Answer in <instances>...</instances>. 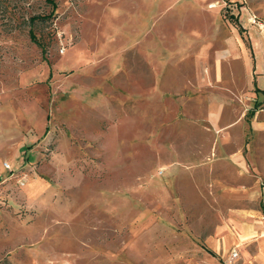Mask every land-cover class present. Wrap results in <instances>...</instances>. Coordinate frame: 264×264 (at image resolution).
Returning a JSON list of instances; mask_svg holds the SVG:
<instances>
[{
    "label": "rangeland",
    "instance_id": "374dc122",
    "mask_svg": "<svg viewBox=\"0 0 264 264\" xmlns=\"http://www.w3.org/2000/svg\"><path fill=\"white\" fill-rule=\"evenodd\" d=\"M54 1L0 0V264H254L264 0Z\"/></svg>",
    "mask_w": 264,
    "mask_h": 264
},
{
    "label": "crops",
    "instance_id": "0c3cea01",
    "mask_svg": "<svg viewBox=\"0 0 264 264\" xmlns=\"http://www.w3.org/2000/svg\"><path fill=\"white\" fill-rule=\"evenodd\" d=\"M255 14V13H254ZM256 15V14H255ZM252 45L250 48L252 58V74L254 77V113L256 106L264 107V28L260 29L254 23L251 32ZM261 215L264 216V202L261 205ZM254 264H264V218L254 224ZM231 257V255H229ZM232 258V257H231Z\"/></svg>",
    "mask_w": 264,
    "mask_h": 264
},
{
    "label": "trees",
    "instance_id": "16d2710c",
    "mask_svg": "<svg viewBox=\"0 0 264 264\" xmlns=\"http://www.w3.org/2000/svg\"><path fill=\"white\" fill-rule=\"evenodd\" d=\"M46 2L51 5V8H52L51 11L48 14H46V15L37 14V15L31 16L30 17V23H33L36 20L37 21L47 20V19H50L53 16V12H54V8H55V1L54 0H46ZM29 33H30L31 39L33 41H35L37 43V45H39L41 47L42 51H45L44 45L41 43V41L36 39V37H35V35H34V33H33V31L31 29L29 30Z\"/></svg>",
    "mask_w": 264,
    "mask_h": 264
},
{
    "label": "built area",
    "instance_id": "2783aa9c",
    "mask_svg": "<svg viewBox=\"0 0 264 264\" xmlns=\"http://www.w3.org/2000/svg\"><path fill=\"white\" fill-rule=\"evenodd\" d=\"M257 15H252V16H250L249 17V20L251 21V22H254V23H256V24H260L258 21H257ZM261 111H264V107H262L261 108ZM231 257L232 258H235V257H237V252L235 251V250H233L232 252H231Z\"/></svg>",
    "mask_w": 264,
    "mask_h": 264
}]
</instances>
